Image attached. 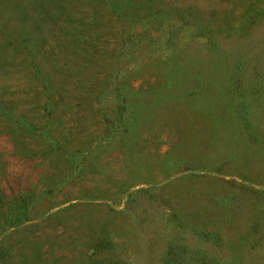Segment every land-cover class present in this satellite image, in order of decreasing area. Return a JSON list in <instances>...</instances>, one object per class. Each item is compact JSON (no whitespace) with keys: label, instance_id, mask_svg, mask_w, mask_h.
<instances>
[{"label":"rangeland","instance_id":"obj_1","mask_svg":"<svg viewBox=\"0 0 264 264\" xmlns=\"http://www.w3.org/2000/svg\"><path fill=\"white\" fill-rule=\"evenodd\" d=\"M0 264H264V0H0Z\"/></svg>","mask_w":264,"mask_h":264}]
</instances>
